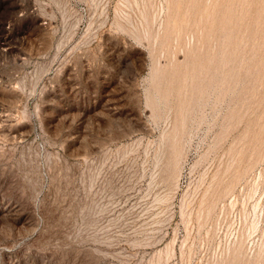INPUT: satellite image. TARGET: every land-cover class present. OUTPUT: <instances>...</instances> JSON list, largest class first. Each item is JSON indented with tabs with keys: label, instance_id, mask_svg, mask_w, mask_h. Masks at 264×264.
Returning <instances> with one entry per match:
<instances>
[{
	"label": "rangeland",
	"instance_id": "obj_1",
	"mask_svg": "<svg viewBox=\"0 0 264 264\" xmlns=\"http://www.w3.org/2000/svg\"><path fill=\"white\" fill-rule=\"evenodd\" d=\"M0 264H264V0H0Z\"/></svg>",
	"mask_w": 264,
	"mask_h": 264
},
{
	"label": "bare ground",
	"instance_id": "obj_2",
	"mask_svg": "<svg viewBox=\"0 0 264 264\" xmlns=\"http://www.w3.org/2000/svg\"><path fill=\"white\" fill-rule=\"evenodd\" d=\"M191 57H192V56H191ZM168 65H169V64H168ZM173 67H174V66H173ZM198 90H199V89H198ZM198 90H197V91H198ZM199 91H200V90H199ZM172 140H173V138H172ZM160 146H161V145H160ZM18 220H19V219H18ZM14 225H15V224H14ZM8 256H9V255H8ZM9 263H10V262H9Z\"/></svg>",
	"mask_w": 264,
	"mask_h": 264
}]
</instances>
